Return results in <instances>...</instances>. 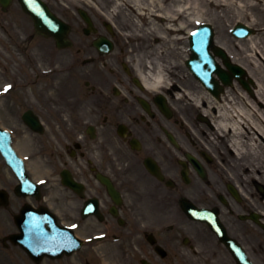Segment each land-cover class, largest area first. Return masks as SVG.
<instances>
[{
    "label": "flooded vegetation",
    "instance_id": "af4514ba",
    "mask_svg": "<svg viewBox=\"0 0 264 264\" xmlns=\"http://www.w3.org/2000/svg\"><path fill=\"white\" fill-rule=\"evenodd\" d=\"M18 6L10 0L4 10L0 0V27L15 43ZM87 43L80 39L70 53L68 73L77 78L72 93L65 96L62 82L53 80L37 106L27 101V81H16L5 96L11 101L0 106L11 145L20 156L27 149V163L38 161L48 178L25 202L48 206L64 225L77 222L82 240L105 233L33 264H240L235 248L264 264V161L249 140L239 145L230 130L218 134L212 118L191 106L179 114L169 93L149 90L124 60L99 52L94 58ZM53 53L57 62L62 50L54 45ZM81 53L92 61L86 69ZM78 76L86 77L83 90ZM22 87L25 101H19ZM26 112L39 118L42 133L25 122ZM5 171L0 153V182L8 189ZM71 180L74 187L65 185ZM87 205L92 209L84 215Z\"/></svg>",
    "mask_w": 264,
    "mask_h": 264
},
{
    "label": "bare ground",
    "instance_id": "6f19581e",
    "mask_svg": "<svg viewBox=\"0 0 264 264\" xmlns=\"http://www.w3.org/2000/svg\"><path fill=\"white\" fill-rule=\"evenodd\" d=\"M65 5H79L87 2L92 4L99 13L102 21L113 23L115 16H123L128 22L126 31H119V35H123L126 39H139L145 37L146 32H155L156 36L162 35L163 40H167L170 36L174 41L180 40L178 35L182 30L188 28L187 25L206 20L205 17L211 13L217 14L219 9L237 8L239 16L245 17L249 9H254L258 5L259 0H60ZM106 2L110 3V9H106ZM105 8V9H104ZM238 16V17H239ZM140 20H147V24L143 26ZM240 20V18L238 19ZM251 24V23H248ZM220 43L232 55L235 61L240 62L247 67L250 74L257 80V88L255 96H250L248 93L238 92L235 86L228 89L224 98L217 101L211 98L208 102L206 99L209 95L204 96L203 101L209 105L213 104L218 108L219 113L233 112L244 114L249 121V127H244L245 130L255 138L259 136L264 139V80L257 78V71L248 66L245 61L239 60L234 51H232L226 44ZM242 48L249 54L246 56L253 58L250 60L254 66V58L257 59L256 54H262L264 57V50H259V44L256 40V35H250L240 41ZM158 82L164 80L168 76L166 66L158 64L156 70L150 72ZM197 101V100H196ZM238 137L241 135V127L236 125ZM252 129V130H251ZM262 136V137H261ZM262 139V140H263ZM264 141V140H263Z\"/></svg>",
    "mask_w": 264,
    "mask_h": 264
},
{
    "label": "rangeland",
    "instance_id": "374dc122",
    "mask_svg": "<svg viewBox=\"0 0 264 264\" xmlns=\"http://www.w3.org/2000/svg\"><path fill=\"white\" fill-rule=\"evenodd\" d=\"M51 5L53 8L56 10L61 9V5H63L62 1L60 0H50ZM106 9H110V3L106 2ZM105 9V8H104ZM66 11L73 15V12L75 11L74 8H66ZM96 11V10H95ZM239 16V11L237 8H231V9H219L217 14L211 13V10L209 11V14H207V19L213 23H215L217 27V39L226 44L232 51H234L236 57L239 58L241 61H245V63L253 67L257 71V76L260 77L261 79L264 80V57H262V54H256L257 59L254 58V62L256 63V66L252 64L250 60L253 58H249L246 55L249 54L245 49H243L240 44V40L235 38L234 35L231 33V28L234 26V24L238 21L240 18L241 21L245 23H251L253 27L257 29L256 35V40L259 44V50L263 49L264 50V0H259L258 5L254 9H249L246 12L245 17H238ZM28 23H30V27L32 29V20L30 18H27ZM114 21L116 24L121 28L123 32H125L127 29V20L123 16H115ZM140 23L145 26L147 24V20H140ZM28 26V24H27ZM194 26V25H193ZM24 30H22L21 34L23 33ZM146 36L144 38H139V39H126L122 35V39L120 38V41L123 42V44L128 47L127 49L129 51H132L135 49L134 47L141 46V48H147L152 44H157L160 45L159 43L162 42H156V34L155 32H146ZM183 35V34H182ZM135 41V43H134ZM138 41V42H137ZM162 44V43H161ZM169 43L168 42H163L164 46H167ZM31 45H35V42L33 41ZM173 45V44H172ZM187 41L182 42L181 44H176L173 45L175 47V51L170 52L169 55L163 54L161 55V59L163 58L167 62H171L170 65L173 62H176V68H173V73L175 76H180V77H188V76H193L192 73L189 71L188 67L185 65V57H186V48H187ZM145 56V55H144ZM28 71V67H27ZM238 89L240 90V85L237 86ZM240 87V88H239ZM242 90V88H241ZM17 258V257H16Z\"/></svg>",
    "mask_w": 264,
    "mask_h": 264
},
{
    "label": "water",
    "instance_id": "95a60500",
    "mask_svg": "<svg viewBox=\"0 0 264 264\" xmlns=\"http://www.w3.org/2000/svg\"><path fill=\"white\" fill-rule=\"evenodd\" d=\"M26 3L27 9L31 10L36 18L38 27L41 28L45 22L47 24L50 23L47 18L52 19L51 14L45 6H42L41 2H36V0H25V5ZM193 44V49L196 54H193V61H189L188 64L191 65L194 62L197 64L199 76H209L210 78L213 76V72H216L225 83H230L232 76H237L238 78L243 79V77L247 75V72L243 67L238 64H233L229 60L227 53L222 48L216 47L215 51L223 57L225 64L230 70L229 72L220 67L215 59L211 57L209 54V43L202 44L200 41L194 40ZM209 78L206 80L207 83L209 82Z\"/></svg>",
    "mask_w": 264,
    "mask_h": 264
},
{
    "label": "snow or ice",
    "instance_id": "6c2138e0",
    "mask_svg": "<svg viewBox=\"0 0 264 264\" xmlns=\"http://www.w3.org/2000/svg\"><path fill=\"white\" fill-rule=\"evenodd\" d=\"M195 35H196V33H193V36H195ZM11 87H12V85H6L4 88V91L7 92ZM41 183H43V181ZM73 227H76V226L73 225Z\"/></svg>",
    "mask_w": 264,
    "mask_h": 264
}]
</instances>
